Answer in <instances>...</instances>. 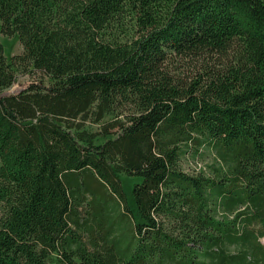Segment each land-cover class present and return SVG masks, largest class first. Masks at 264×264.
<instances>
[{"label":"trees","instance_id":"16d2710c","mask_svg":"<svg viewBox=\"0 0 264 264\" xmlns=\"http://www.w3.org/2000/svg\"><path fill=\"white\" fill-rule=\"evenodd\" d=\"M1 34L0 264H264V0H0Z\"/></svg>","mask_w":264,"mask_h":264},{"label":"rangeland","instance_id":"374dc122","mask_svg":"<svg viewBox=\"0 0 264 264\" xmlns=\"http://www.w3.org/2000/svg\"><path fill=\"white\" fill-rule=\"evenodd\" d=\"M0 38L8 59H10L13 55L20 54L23 52V45L17 34L12 36L1 34ZM38 78H40V74L35 75L33 73L18 72L17 81L11 87L7 88L4 93H17L22 89L28 87L32 82H36ZM45 82L49 83L50 80L48 78H45ZM99 126V124L91 125V127H93L94 129H98ZM215 162L216 157L212 150L209 148H201L197 154L195 152L188 153L187 156L184 157L182 160V166L188 172L194 173L199 172L200 170L209 171L211 165ZM141 179L142 178L140 176H127L125 174L122 175L123 186L128 192V199L132 204L133 186L135 183L140 182ZM83 210H85V208Z\"/></svg>","mask_w":264,"mask_h":264}]
</instances>
